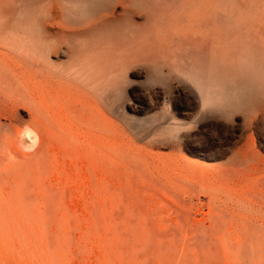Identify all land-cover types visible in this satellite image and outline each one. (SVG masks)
<instances>
[{
    "label": "rangeland",
    "instance_id": "rangeland-1",
    "mask_svg": "<svg viewBox=\"0 0 264 264\" xmlns=\"http://www.w3.org/2000/svg\"><path fill=\"white\" fill-rule=\"evenodd\" d=\"M0 264H264V0H0Z\"/></svg>",
    "mask_w": 264,
    "mask_h": 264
},
{
    "label": "clouds",
    "instance_id": "clouds-1",
    "mask_svg": "<svg viewBox=\"0 0 264 264\" xmlns=\"http://www.w3.org/2000/svg\"><path fill=\"white\" fill-rule=\"evenodd\" d=\"M17 137L24 152H34L39 147L40 136L38 131L28 123L18 130Z\"/></svg>",
    "mask_w": 264,
    "mask_h": 264
},
{
    "label": "bare ground",
    "instance_id": "bare-ground-1",
    "mask_svg": "<svg viewBox=\"0 0 264 264\" xmlns=\"http://www.w3.org/2000/svg\"><path fill=\"white\" fill-rule=\"evenodd\" d=\"M120 2H121V1H119V3H120ZM119 5H120V4H119ZM116 6H117V5H116ZM120 7H121V6H120ZM115 8H116V7H115ZM118 8H119V7H118ZM118 8H117V10L120 9V8H119V9H118ZM50 9H51V8H50ZM54 9H55V8H54ZM56 9H57V8H56ZM52 10H53V8H52ZM52 10H51V12H52ZM117 10H116V11H117ZM56 12H57V11H56ZM53 13H55V12H53ZM117 13H118V12H117ZM102 14H103V13H102ZM102 14H101V15H102ZM53 15H57V14H53ZM53 15H52V16H53ZM55 17H56V16H55ZM111 17H112V16H111ZM50 19H52V18H50ZM93 22H95V21H93ZM95 23H96V22H95ZM59 25H60V24H59ZM84 25H85V24H84ZM61 26H62V25H61ZM46 27H47V26H46ZM50 27H51V26H50ZM54 27H55V24H54ZM81 27H82V26H81ZM84 27H85V26H84ZM88 27H89V26H88ZM51 28H53V27H51ZM57 28H58V27H57ZM61 28H62V27H61ZM71 28H72V27H71ZM48 29H49V28H47V30H48ZM62 29H63V28H62ZM64 29H66V28H64ZM66 30H67V29H66ZM76 30H77V29H76ZM74 31H75V29H74ZM52 32H53V31H52ZM67 32H68V31H67ZM76 32H77V31H76ZM79 32H80V31H79ZM54 33H55V32H54ZM49 35H50V34H49ZM50 36H51V35H50ZM3 44H4V43H3ZM45 47H47V46H45ZM14 62L16 63L15 60H14ZM35 62H36V61H35ZM39 63H40V62H39ZM33 64H34V63H33ZM70 75H71V74H70Z\"/></svg>",
    "mask_w": 264,
    "mask_h": 264
}]
</instances>
